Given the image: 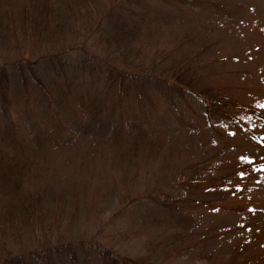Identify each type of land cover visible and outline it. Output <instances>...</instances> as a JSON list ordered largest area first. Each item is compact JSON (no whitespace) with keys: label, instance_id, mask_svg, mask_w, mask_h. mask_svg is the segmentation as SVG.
I'll use <instances>...</instances> for the list:
<instances>
[{"label":"rangeland","instance_id":"obj_1","mask_svg":"<svg viewBox=\"0 0 264 264\" xmlns=\"http://www.w3.org/2000/svg\"><path fill=\"white\" fill-rule=\"evenodd\" d=\"M3 70L0 264H264V0H0Z\"/></svg>","mask_w":264,"mask_h":264},{"label":"trees","instance_id":"obj_2","mask_svg":"<svg viewBox=\"0 0 264 264\" xmlns=\"http://www.w3.org/2000/svg\"><path fill=\"white\" fill-rule=\"evenodd\" d=\"M39 63V62H38ZM38 63L36 62V63H33V64H29V66H28V69H29V71H32V73H33V75H30V77L33 79L35 76H34V71H33V66H35V65H38ZM21 67H23V66H21ZM42 69L45 71V69H46V67H47V65H45V64H42ZM24 70H22L21 69V72H23ZM8 78V74H7V72L6 71H1L0 72V80L2 81V80H5V79H7ZM23 80H25V76H24V78H23ZM0 81V82H1ZM39 81V80H38ZM40 82V81H39ZM88 124H90L92 127H97L98 126V128H100V129H103V125H101V124H98L96 121H93V119L92 118H89L88 119V122H87ZM93 124V125H92ZM104 130V129H103ZM109 130H114V129H109ZM104 131H106V130H104ZM110 133V132H109ZM18 163H16L14 160H12L11 162H10V164H9V166H7V167H10V169L12 170V172H13V174H14V176H16V177H12V176H9L8 177V175L7 176H5V177H3V181H2V184H3V186L1 187V189H0V193H6V191H12V190H16L19 186H20V183L22 182V176H23V173H24V168L22 169L21 168V166L22 165H17ZM21 171V172H20ZM0 185H1V182H0ZM4 190H5V192H4ZM63 247H56L54 250H53V254H55V253H58V254H62V251H63V249H62ZM41 258V257H40ZM43 264H46L45 263V261H43V260H40ZM8 262H9V264H12L10 261H7V260H5L3 263H1V264H8ZM18 264H25L24 262H19Z\"/></svg>","mask_w":264,"mask_h":264}]
</instances>
